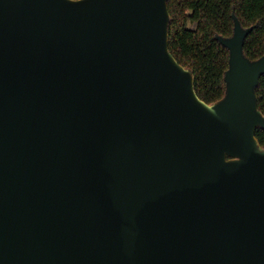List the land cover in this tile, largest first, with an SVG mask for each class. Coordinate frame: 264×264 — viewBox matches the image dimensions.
<instances>
[{
	"label": "water",
	"instance_id": "1",
	"mask_svg": "<svg viewBox=\"0 0 264 264\" xmlns=\"http://www.w3.org/2000/svg\"><path fill=\"white\" fill-rule=\"evenodd\" d=\"M168 0H0V264H264V55L235 21L213 103Z\"/></svg>",
	"mask_w": 264,
	"mask_h": 264
},
{
	"label": "trees",
	"instance_id": "2",
	"mask_svg": "<svg viewBox=\"0 0 264 264\" xmlns=\"http://www.w3.org/2000/svg\"><path fill=\"white\" fill-rule=\"evenodd\" d=\"M169 48L194 75L199 97L208 103L227 92L226 72L230 50L220 36L234 34L235 21L250 28L243 51L251 59L264 55V0H168ZM259 109L264 113V74L256 87ZM264 148V128L256 134Z\"/></svg>",
	"mask_w": 264,
	"mask_h": 264
}]
</instances>
